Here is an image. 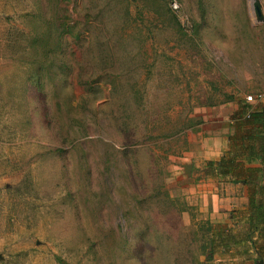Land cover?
Segmentation results:
<instances>
[{"label":"rangeland","instance_id":"obj_1","mask_svg":"<svg viewBox=\"0 0 264 264\" xmlns=\"http://www.w3.org/2000/svg\"><path fill=\"white\" fill-rule=\"evenodd\" d=\"M254 1L0 0V264L218 263L179 130L264 105Z\"/></svg>","mask_w":264,"mask_h":264},{"label":"crops","instance_id":"obj_2","mask_svg":"<svg viewBox=\"0 0 264 264\" xmlns=\"http://www.w3.org/2000/svg\"><path fill=\"white\" fill-rule=\"evenodd\" d=\"M199 117L179 157L189 198L209 215L217 264H254L264 258V105L203 108Z\"/></svg>","mask_w":264,"mask_h":264},{"label":"trees","instance_id":"obj_3","mask_svg":"<svg viewBox=\"0 0 264 264\" xmlns=\"http://www.w3.org/2000/svg\"><path fill=\"white\" fill-rule=\"evenodd\" d=\"M260 113H255L253 114V116L255 118H260ZM252 115H249V118H251ZM202 119L199 117L197 121H193V119H188V123H183V126L181 127V129L179 131L184 132V129H192L195 128L197 125L201 124ZM203 225H202V229L205 232H208V236L204 234L205 239L208 241L206 242L207 245L210 247V249L205 252L206 255V261H210L213 260L214 258V247H215V238H214V233H213V225L211 223V221L209 219L202 221ZM203 237V238H204ZM256 264H260L259 262Z\"/></svg>","mask_w":264,"mask_h":264},{"label":"water","instance_id":"obj_4","mask_svg":"<svg viewBox=\"0 0 264 264\" xmlns=\"http://www.w3.org/2000/svg\"><path fill=\"white\" fill-rule=\"evenodd\" d=\"M254 8H255L257 14H258V15H261V8H260V3H259L258 0H255V1H254ZM191 167H192V166H191L190 164H185V165H184L185 172H186L187 175H190V174H191ZM259 263H260V264L263 263V260H261Z\"/></svg>","mask_w":264,"mask_h":264},{"label":"built area","instance_id":"obj_5","mask_svg":"<svg viewBox=\"0 0 264 264\" xmlns=\"http://www.w3.org/2000/svg\"><path fill=\"white\" fill-rule=\"evenodd\" d=\"M248 99V102L252 101L253 100V96L252 95H249L246 97Z\"/></svg>","mask_w":264,"mask_h":264}]
</instances>
